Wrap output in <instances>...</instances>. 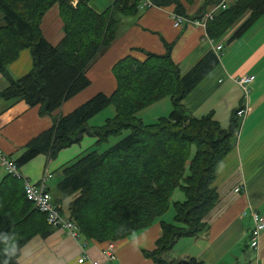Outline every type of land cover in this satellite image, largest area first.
Segmentation results:
<instances>
[{
	"label": "trees",
	"instance_id": "16d2710c",
	"mask_svg": "<svg viewBox=\"0 0 264 264\" xmlns=\"http://www.w3.org/2000/svg\"><path fill=\"white\" fill-rule=\"evenodd\" d=\"M152 6L173 5L184 17L183 2L150 0ZM205 0L191 19H200ZM141 0H113L96 11L89 0H0V74L7 85L0 99L23 100L38 106L40 115H50L62 103L87 87V70L117 37L119 23L139 13ZM57 5L63 36L50 44L40 25L44 14ZM246 17L226 43L242 36L264 16V0H236L221 9L205 25L208 38L218 41L242 15ZM242 16V17H241ZM28 49L31 68L13 77L8 65ZM139 60L126 55L111 67L115 89L102 92L53 118L51 126L31 138L16 159L21 167L39 154L53 159L58 152L77 143L84 134L106 141L125 129L129 133L107 149L89 150L62 167L54 202H66L67 216L87 240L114 241L130 238L156 221L161 235L143 254L153 264H202L194 257L166 255L183 237L196 236L205 227L202 219L217 200L213 187L218 163L235 145L241 117L237 109L221 126L213 112L201 117L186 114L182 99L218 65V53L206 52L181 74L170 56L143 51ZM168 98L170 112L144 123L137 113ZM112 105L114 114L96 126L88 125L95 114ZM179 188L181 200H170ZM172 205L173 215L164 219ZM54 228L26 198L21 178L6 173L0 180V264H15L21 247L33 236L46 237Z\"/></svg>",
	"mask_w": 264,
	"mask_h": 264
},
{
	"label": "crops",
	"instance_id": "0c3cea01",
	"mask_svg": "<svg viewBox=\"0 0 264 264\" xmlns=\"http://www.w3.org/2000/svg\"><path fill=\"white\" fill-rule=\"evenodd\" d=\"M204 1L183 2L186 19H191ZM220 1L208 2L202 9L203 15L212 12L214 17L221 10L218 7ZM235 1L227 0V4ZM172 14L173 5L151 6L139 10L135 17L123 18L118 25L116 39L86 72L89 85L65 100L50 115H40L38 106L31 107L23 100L0 99V151L6 157L16 159L31 138L51 126L54 117L71 112L98 92L111 94L115 89L111 67L126 55L143 60V51L163 54L170 47L173 62L178 65L181 74L186 73L212 49L213 44L206 35L204 25L184 22L175 26ZM240 22L228 28L216 43L222 45L217 52L218 65L182 99L186 114L201 117L213 112L221 126L227 127L231 111L242 103L244 96L242 87L235 81L243 75L255 76L248 84L247 112L235 131V145L216 167L213 187L217 200L202 219L205 227L196 236L179 239L167 253L168 258L194 257L202 264H254L255 261L264 264V230L258 249L248 247L251 213H258L264 218V27H261L264 16L242 36L226 43ZM40 28L50 44L55 45L61 39L62 21L56 4L44 14ZM261 29L262 33L258 34ZM224 43L228 44L226 48ZM31 64L29 50L23 49L8 69L17 78L29 71ZM6 85V80H0V89ZM159 101L148 107L156 106ZM100 113L91 117L88 125H100L104 121ZM160 114L150 118L155 121L165 116ZM96 141V138L84 134L77 143L61 149L53 159L37 155L19 167V173L23 179L38 183L48 170L50 177L45 184L54 197L56 184L62 177V167L89 150H97L104 142ZM6 173L0 163V180ZM235 187H239L237 193ZM181 199L180 193L177 200ZM66 202L58 204L67 216ZM160 235L161 227L156 221L130 238L111 241L115 258L109 260L103 254L107 241L87 240L83 236L76 239L64 229L54 228L46 237H31L21 247L15 264H91V261L98 264H153L143 250H151ZM81 256L84 259L79 263L77 259Z\"/></svg>",
	"mask_w": 264,
	"mask_h": 264
},
{
	"label": "built area",
	"instance_id": "2783aa9c",
	"mask_svg": "<svg viewBox=\"0 0 264 264\" xmlns=\"http://www.w3.org/2000/svg\"><path fill=\"white\" fill-rule=\"evenodd\" d=\"M227 0H221L218 3V7L220 9H225L228 7ZM73 5V4H72ZM152 6L150 0H141L138 8L140 10H144ZM172 18L175 26H179L184 22H190L193 25H206V22L212 18V12H208L207 15H202L200 19H186L182 15L176 14L173 12ZM222 45L218 44L212 48L214 52H218L221 50ZM254 79L253 76H241L236 81L245 88L247 91L249 80ZM246 112V108L239 109L237 111V115L241 117ZM0 163L5 167L7 173H10L16 177L21 178L23 182V189L26 198L33 204L35 208H37L41 213H43L46 217L48 224H50L53 228H62L68 232V234L78 239L81 235L78 231L77 225L66 215L62 213L61 206L54 202L53 196L50 191L46 187L45 180L50 177V173L48 170H45L43 174V178L40 182L35 183L31 182L29 179L24 178L19 173V168L17 167L14 159L6 157L0 151ZM239 187H235L234 191L237 193ZM252 225L249 231L248 238V247L252 250H257L259 247V240L261 236V232L264 230V218L260 216L258 213H251ZM86 242L84 241L83 245ZM104 256L111 260L115 258V248L111 241L107 242L105 248L103 249ZM84 257L81 256L77 259L79 263L83 262ZM91 264H98L96 261H91ZM254 264H261L259 262H254Z\"/></svg>",
	"mask_w": 264,
	"mask_h": 264
},
{
	"label": "rangeland",
	"instance_id": "374dc122",
	"mask_svg": "<svg viewBox=\"0 0 264 264\" xmlns=\"http://www.w3.org/2000/svg\"><path fill=\"white\" fill-rule=\"evenodd\" d=\"M112 1L113 0H89V5L91 6V7H93L96 11H102L103 9H105L108 5H110L111 3H112ZM70 2L73 4V5H76V3H77V0H70ZM229 6V5H228ZM243 16V17H242ZM241 17L242 18H240V19H238L233 25H232V27H234L239 21H241L242 22V20L246 17V15L244 14V15H242ZM0 17H1V12H0ZM240 22V23H241ZM119 27V26H118ZM238 27V26H237ZM236 27V28H237ZM261 27H264V24H262V26ZM260 33H262V29L259 31V33L258 34H260ZM213 42H215V43H213ZM218 41H213L212 40V44H213V47L214 46H216V45H218V44H220V43H218V44H216ZM227 45L228 44H226V43H224V48H226L227 47ZM212 47V48H213ZM108 48V47H107ZM106 48V49H107ZM105 49V50H106ZM104 50V51H105ZM103 51V52H104ZM102 52V53H103ZM101 53V54H102ZM101 54L97 57V59L101 56ZM222 57V54L219 56V58H221ZM96 59V60H97ZM95 60V61H96ZM91 67V66H90ZM88 71V70H87ZM244 76H253V77H255L254 75H244ZM2 78V79H1ZM0 80H5V78L0 74ZM254 79L252 78L251 80H249V82H252ZM237 84H239L237 81H235ZM240 85V84H239ZM241 86V85H240ZM242 87V90H243V94H244V96H243V101H242V103L238 106V107H236V109H237V111L239 110V109H244V108H246V112H247V95H248V93H249V88H247V91L245 90V88H243V86H241ZM170 110H171V106H170V103H169V100H168V98H165V99H163V100H161V101H159V104H157L156 106L155 105H153V106H151V107H147V108H145V109H142V110H140V112H138L137 113V116H139L143 121H144V123H150V122H152L153 120L150 118L152 115H154V114H156V115H158L159 113H161L160 115H167L169 112H170ZM246 112L241 116V118L246 114ZM100 114H102V116H103V119H105L106 117H110V116H112L113 114H114V108H113V106L112 105H110V106H108L107 108H105V109H103L102 111H101V113ZM97 115V114H96ZM236 116L237 117H239L238 115H237V113H236ZM94 117V116H93ZM156 118V117H155ZM154 119V118H153ZM129 133V130L128 129H125V130H123L122 132H121V134H119V135H112V136H110L109 137V139L107 140V141H104L103 143H101L100 145H99V148L96 150V151H98V152H101V151H103V150H105V149H107L108 147H110V146H112L113 144H115L118 140H120L121 138H123L125 135H127ZM78 157H80V156H78ZM77 157V158H78ZM77 158H74L73 160H71V162H69V163H72L73 161H75ZM68 163V164H69ZM49 172V171H48ZM55 172V171H54ZM50 173V172H49ZM50 185H53V184H51L50 183ZM182 194L183 195V193H182V191L179 189V188H176L175 190H174V192L171 194V197H170V200H171V202L172 201H176L177 200V197L179 196V194ZM173 215V208H172V205H170L169 206V208H168V210L166 211V213L164 214V219H166L167 217H169V216H172Z\"/></svg>",
	"mask_w": 264,
	"mask_h": 264
},
{
	"label": "bare ground",
	"instance_id": "6f19581e",
	"mask_svg": "<svg viewBox=\"0 0 264 264\" xmlns=\"http://www.w3.org/2000/svg\"><path fill=\"white\" fill-rule=\"evenodd\" d=\"M226 9V8H225Z\"/></svg>",
	"mask_w": 264,
	"mask_h": 264
}]
</instances>
